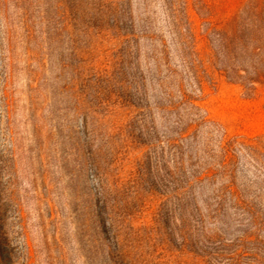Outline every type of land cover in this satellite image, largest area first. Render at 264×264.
Here are the masks:
<instances>
[{"label": "rangeland", "instance_id": "rangeland-1", "mask_svg": "<svg viewBox=\"0 0 264 264\" xmlns=\"http://www.w3.org/2000/svg\"><path fill=\"white\" fill-rule=\"evenodd\" d=\"M248 1L0 0V264H264L218 165L221 129L264 142V84L221 75L202 19L229 31Z\"/></svg>", "mask_w": 264, "mask_h": 264}, {"label": "trees", "instance_id": "trees-1", "mask_svg": "<svg viewBox=\"0 0 264 264\" xmlns=\"http://www.w3.org/2000/svg\"><path fill=\"white\" fill-rule=\"evenodd\" d=\"M203 23L206 25L207 33L212 34L216 41L219 56H214L213 65L221 71L229 81L240 84L247 94L256 93V83L264 84V0H249L241 13L234 19L231 29L215 31L211 26L208 16H204ZM193 62V61H192ZM187 68H191L186 64ZM179 92L182 98L188 99L191 106L199 109L191 102L189 96L182 92L179 85ZM194 121L201 123L209 121L205 115L196 114ZM186 131H180L178 138ZM251 140V141H250ZM221 153V160L218 165L221 167V196L230 199V208L234 213L256 217L264 215V186L258 185L254 190L249 191L240 188L232 183V170L229 168L237 158L238 153H245L257 164L255 169L258 175L264 176V142L260 136L245 141L237 136L229 137L221 129V141L218 145ZM263 150V151H262ZM181 159V157H180ZM182 162L179 161L177 173H182ZM211 168L194 171L185 180V185L190 187L204 179L213 176Z\"/></svg>", "mask_w": 264, "mask_h": 264}]
</instances>
